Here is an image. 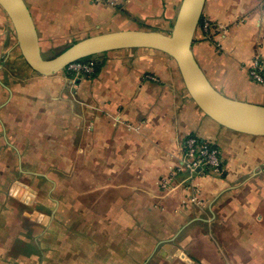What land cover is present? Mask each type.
Masks as SVG:
<instances>
[{
	"label": "crops",
	"instance_id": "1",
	"mask_svg": "<svg viewBox=\"0 0 264 264\" xmlns=\"http://www.w3.org/2000/svg\"><path fill=\"white\" fill-rule=\"evenodd\" d=\"M25 1L43 55L99 33H170L182 2ZM202 19L212 29L193 51L210 81L264 104L250 75L264 0H206ZM98 59L94 74H38L0 5V264H264V135L205 114L161 51ZM190 136L221 150L223 173L189 177Z\"/></svg>",
	"mask_w": 264,
	"mask_h": 264
},
{
	"label": "water",
	"instance_id": "2",
	"mask_svg": "<svg viewBox=\"0 0 264 264\" xmlns=\"http://www.w3.org/2000/svg\"><path fill=\"white\" fill-rule=\"evenodd\" d=\"M206 0H182L170 33L156 30H118L90 35L60 53L45 57L37 27L25 0H0L16 32L17 45L38 74L56 75L80 59L113 50L148 48L171 57L192 99L220 125L251 135H264V104L230 97L210 81L193 51ZM43 216V215H42Z\"/></svg>",
	"mask_w": 264,
	"mask_h": 264
},
{
	"label": "built area",
	"instance_id": "3",
	"mask_svg": "<svg viewBox=\"0 0 264 264\" xmlns=\"http://www.w3.org/2000/svg\"><path fill=\"white\" fill-rule=\"evenodd\" d=\"M203 28L206 32L212 29V24L208 19L203 20ZM220 43H218L219 45ZM71 75L81 76L94 74L97 63L94 59L86 61H75L68 67ZM250 75L258 82H264V53L256 56L250 66ZM186 168L192 177L199 168H208L217 174L223 173L224 163L221 150L210 142H202L195 136H190L186 140Z\"/></svg>",
	"mask_w": 264,
	"mask_h": 264
},
{
	"label": "rangeland",
	"instance_id": "4",
	"mask_svg": "<svg viewBox=\"0 0 264 264\" xmlns=\"http://www.w3.org/2000/svg\"><path fill=\"white\" fill-rule=\"evenodd\" d=\"M64 47H65V45H59L56 49L44 51V56L50 57V56L56 55V54L60 53L63 50L62 48H64ZM67 71H69L68 68H66L63 72L66 73Z\"/></svg>",
	"mask_w": 264,
	"mask_h": 264
},
{
	"label": "trees",
	"instance_id": "5",
	"mask_svg": "<svg viewBox=\"0 0 264 264\" xmlns=\"http://www.w3.org/2000/svg\"><path fill=\"white\" fill-rule=\"evenodd\" d=\"M202 25H203V19H201L199 26H202ZM99 55L100 54L95 55V56H91V57H86V58L80 59L78 61H86V60L94 59L96 61V63H97V69H96V71H97L99 69V67L102 65V62L99 61V59H98Z\"/></svg>",
	"mask_w": 264,
	"mask_h": 264
},
{
	"label": "bare ground",
	"instance_id": "6",
	"mask_svg": "<svg viewBox=\"0 0 264 264\" xmlns=\"http://www.w3.org/2000/svg\"><path fill=\"white\" fill-rule=\"evenodd\" d=\"M184 181V180H183ZM185 182V181H184Z\"/></svg>",
	"mask_w": 264,
	"mask_h": 264
}]
</instances>
